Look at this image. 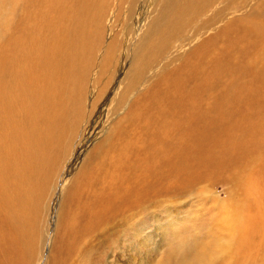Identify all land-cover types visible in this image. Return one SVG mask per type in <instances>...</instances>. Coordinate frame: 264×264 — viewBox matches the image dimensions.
<instances>
[{
	"label": "bare ground",
	"instance_id": "1",
	"mask_svg": "<svg viewBox=\"0 0 264 264\" xmlns=\"http://www.w3.org/2000/svg\"><path fill=\"white\" fill-rule=\"evenodd\" d=\"M194 1L163 2L139 41L134 67L154 39L157 42L179 30L182 21L197 16L209 3ZM102 2L23 0L19 6L17 0H0V264H19L22 252L34 240L37 197L43 178L53 171L66 145L73 116L79 113L78 94L72 86L95 47L94 21ZM253 9L258 19L246 20L240 34L229 39V48L210 62L212 66L207 57L199 65L188 59L189 77L183 67L170 72V90H163L158 79L151 92H143L152 98L153 112L147 100L142 106L135 104L129 110L134 126L120 128L128 134L127 142L100 144L101 153L93 152L74 174L66 209L59 216L66 250L57 247L53 264L63 263L64 252L77 255L78 264H89V255L120 227L142 237L139 248L156 233L158 241L144 251L150 264L264 262V158L260 153L264 108L255 113L246 100L247 108L240 113H247L232 114L234 119L227 111L249 95L251 100H262L264 107V0ZM187 77L194 79L188 87ZM259 83L262 87L256 88ZM232 155L238 164L227 172ZM247 169L253 170L248 176L244 175ZM216 176L226 197L216 202L217 209H203L198 201ZM180 193L200 199L178 225L160 199ZM76 214L83 217L80 223L75 222ZM161 220L167 228L157 233ZM149 226H154L150 234L144 232ZM112 241L104 247L114 245L110 255H117L113 263L120 264L115 260L121 261L131 242L122 249L116 237Z\"/></svg>",
	"mask_w": 264,
	"mask_h": 264
},
{
	"label": "rangeland",
	"instance_id": "2",
	"mask_svg": "<svg viewBox=\"0 0 264 264\" xmlns=\"http://www.w3.org/2000/svg\"><path fill=\"white\" fill-rule=\"evenodd\" d=\"M22 1L23 0H17V4L20 6ZM102 1L103 2L100 3L98 7L97 16L94 21L93 35L95 47L92 48V52L88 55V59H86L81 77L76 81L77 83L75 82L72 86L75 93L78 94L77 103L80 107L79 113L73 116V121L75 120V122L72 124V129L70 128L69 134L67 133L68 139L66 145H63L65 146L63 148L64 150L62 149L59 160L57 158V162H55L53 167L54 169L52 168L53 171L49 174L47 173L45 175L46 177L43 178L44 185L41 184L42 188L36 202L37 214L35 219L34 240L31 243L30 249L27 252H22L23 254L20 256L19 264H53L56 259L54 254L57 247L62 246L61 248L66 250L65 244L63 245L62 242L65 236V229L61 222L62 218L60 217L63 210L66 209L68 191L73 186L74 174H76L78 170L80 171L83 164L92 156L93 152L99 151L98 154L101 153L99 149L100 144L104 143L105 146H109L116 142L120 144L127 142L128 134L120 130V128L129 129L134 126L131 121L129 110H134L135 104L136 106H139L138 104L142 106L147 100L150 104L147 101L145 104H148L150 106V111L153 112L154 108L151 104L152 98H147V94H144V91L148 92L150 90L151 92V89L155 87L156 83H159L157 81L158 79L162 83L161 86L163 88H161L163 90H170L172 87V73L179 67L187 69L189 66L188 63L199 65L198 62L203 61L201 58L206 59L207 57L206 61L209 62L208 66H212V60L219 55V52L229 48L228 42L232 38H235V35L237 37V35L240 34L246 20L258 19V14H255L256 9L253 8H256V6L262 2V0H208L209 3L205 8L206 10L200 12L193 18H186L184 20L185 22L182 21V26L179 27V30L175 31L176 34L174 31L169 34H164V36L159 38L162 42L161 40L156 42V39H154L152 48L144 53L145 56L139 61L138 66L134 67V54L139 47V41L142 35L148 32L151 23L157 18L163 6V2L166 0ZM202 1L195 0L194 3L202 4L206 0ZM250 11L253 12L251 13ZM210 16H214V18L211 19ZM206 19H208L210 24ZM225 29L227 31L229 29V34H226L227 31ZM223 30H225V32ZM230 30H232V33ZM235 30L236 32L233 34ZM154 38H156V36ZM204 53L207 55L205 56ZM191 54H193V57ZM193 59H197L198 61ZM185 63L187 65H185ZM185 73L189 77V69L185 70ZM161 75H165V78H162L163 76ZM223 76L226 78L225 72ZM188 77L185 80V86L187 85V87L190 86L191 82L194 80L193 78L190 80ZM166 78L167 82L165 81ZM258 87H262L260 83L259 86L256 84V88ZM261 93V97H263L264 85ZM245 97L242 98L243 100H238L241 104L237 103V101L234 102V105L239 104L244 106L242 107L243 109H240L241 106L236 105L235 108L231 107L227 110L231 117L233 116L232 114L237 115L238 113L237 116H239L241 113H244H240V111L246 110V100H248L249 110L255 109V111L253 110L255 113L264 108L262 107V100H251L249 99L250 95ZM244 100L246 103L243 102ZM251 102L254 105H252ZM250 104L253 108H250ZM234 105L232 104V106ZM235 109L238 110L236 111ZM230 110L234 113L230 112ZM233 118L235 119L237 117L233 116ZM260 153L262 158H264V146L260 149ZM94 155L98 159V156H96V154ZM231 158L232 161L231 159L228 160V162L231 163L227 162V172L230 171V168L238 164L237 161L234 162L233 155ZM229 164H231V166H229ZM252 171L247 169V171H244V175L248 176ZM218 180V176H216L214 180H212L213 183L211 182V184H209L210 182H205L208 184L204 189L205 192L202 199L198 198L197 195H193V193L191 195L188 193L182 195L183 193H180L181 195L169 196L170 198L162 195L160 200L163 202L162 205L169 210V216L178 219L179 224H177L180 225L184 221L183 216L198 202L201 203L200 207L203 209H211V207L217 209L218 203L216 202L226 197L222 192V180ZM209 185H213L211 189H209ZM204 200L206 202L208 201L211 205L208 203L206 204ZM207 205H209L208 208ZM155 211V213H157V209ZM162 215L163 212L161 211L159 217ZM150 219L151 218L148 216L145 217V220H149V223L151 222ZM82 220L83 217L76 214L75 222L80 223ZM158 225L160 229L157 233H161L167 228L162 220ZM178 228L177 226V231ZM152 230L154 231V226H149L146 227L144 232L150 234ZM135 233L133 229L127 233L120 227L114 236L112 235V237L108 238L110 241L107 240L105 245L107 242L110 243L112 239L114 240L115 237L118 246H121L122 249L125 248L126 243L131 242L130 249L126 247V249H129L126 253L130 256L129 264H150L151 260L149 258H144L146 257L144 251L146 248L150 249L149 246H151V244L154 245L159 237L156 233H151L153 239H149L144 247L139 248L137 244L142 237L139 236V234L134 235ZM166 243L168 244L169 240ZM6 245L7 242H4V247H6ZM105 245L100 247L97 250L98 252H92L89 255V264H114L113 260L117 255H115L114 258H111L112 255H110L114 245L109 246V249H105ZM102 248H104V250ZM126 254L125 256H121V261L115 260V263L120 262V264H126ZM157 254L156 257L158 258L160 254ZM76 256L75 254L71 257L69 254L65 256L64 252L62 264H78L79 260ZM260 264H264V262Z\"/></svg>",
	"mask_w": 264,
	"mask_h": 264
}]
</instances>
